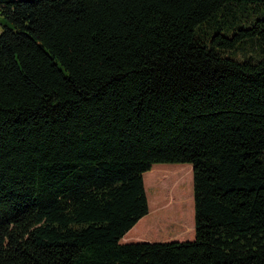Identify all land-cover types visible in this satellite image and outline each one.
I'll list each match as a JSON object with an SVG mask.
<instances>
[{"label":"trees","instance_id":"obj_1","mask_svg":"<svg viewBox=\"0 0 264 264\" xmlns=\"http://www.w3.org/2000/svg\"><path fill=\"white\" fill-rule=\"evenodd\" d=\"M0 26V264H264V0H0ZM149 170L194 239L121 243Z\"/></svg>","mask_w":264,"mask_h":264},{"label":"rangeland","instance_id":"obj_2","mask_svg":"<svg viewBox=\"0 0 264 264\" xmlns=\"http://www.w3.org/2000/svg\"><path fill=\"white\" fill-rule=\"evenodd\" d=\"M3 27L0 26V29ZM241 55V54H240ZM189 163H156L153 165V167L158 166H165L167 168H178V169H186L188 172H190ZM192 166V165H191ZM152 167V168H153ZM151 170L147 171L144 176H146L147 183L145 184L147 196H148V203H149V213L142 217L141 219H144V222L140 225V228L144 229L145 234L147 237L142 240H136L133 242H139V241H171V240H192L195 237V230L193 233H185L183 228L178 223H172L171 220L173 217H179L182 213V210L185 211L187 208V205L183 203L182 205L175 203L170 208L166 210H162L160 208L155 207V200L161 198L162 194H164L166 191H170L171 183L169 186L162 187L161 185H155L153 186L151 183H154V181L151 177L152 174L150 173ZM174 178H172L170 181L172 182ZM160 182V181H159ZM189 189L192 193V196L194 197V188H193V180L192 183L186 184L184 182H181L178 184V186L175 188L174 194L178 195L183 190ZM195 208V205L192 207L190 206V210ZM140 219V220H141ZM184 219V218H183ZM194 221H195V213H194ZM134 228V227H133ZM132 230V229H131ZM131 232L132 234H137L139 227L133 229ZM129 234V233H128ZM121 243H126V241L121 239Z\"/></svg>","mask_w":264,"mask_h":264},{"label":"crops","instance_id":"obj_3","mask_svg":"<svg viewBox=\"0 0 264 264\" xmlns=\"http://www.w3.org/2000/svg\"><path fill=\"white\" fill-rule=\"evenodd\" d=\"M132 231V230H131ZM129 233V234H128ZM124 237H126V243L127 242H133L136 241V238H134L135 234H132L131 232H128ZM123 237V239H124Z\"/></svg>","mask_w":264,"mask_h":264}]
</instances>
